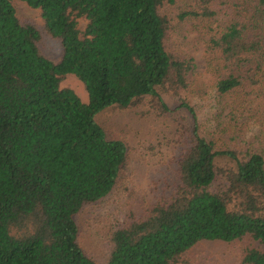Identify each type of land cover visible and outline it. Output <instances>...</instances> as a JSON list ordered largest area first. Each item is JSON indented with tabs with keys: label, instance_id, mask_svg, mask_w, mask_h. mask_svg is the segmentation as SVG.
<instances>
[{
	"label": "trees",
	"instance_id": "16d2710c",
	"mask_svg": "<svg viewBox=\"0 0 264 264\" xmlns=\"http://www.w3.org/2000/svg\"><path fill=\"white\" fill-rule=\"evenodd\" d=\"M21 1L40 10L62 57L44 56L43 32L0 0V264H97L80 245L79 217L117 190L128 149L96 118L145 99L190 119L177 182L118 219L104 264H188L201 243L246 237L264 249V0H187L178 16L207 37L216 102H230L210 127L183 97L194 61L171 45L178 0ZM67 75L87 104L60 87ZM240 264H264V252L246 247Z\"/></svg>",
	"mask_w": 264,
	"mask_h": 264
},
{
	"label": "rangeland",
	"instance_id": "374dc122",
	"mask_svg": "<svg viewBox=\"0 0 264 264\" xmlns=\"http://www.w3.org/2000/svg\"><path fill=\"white\" fill-rule=\"evenodd\" d=\"M12 3L21 22L32 23L43 32L40 10L28 7L21 0H12ZM187 9L188 1L178 0L169 10L176 23L171 45L175 51L194 61L190 89L183 97L194 107L200 122L210 127L217 111L222 109V105L228 107L230 102H216L217 97L212 90L214 76L207 72L205 62L207 37L195 29L190 20L178 21L180 13ZM77 23L82 33L87 22L79 18ZM39 48L53 62L61 60L59 41L48 38L44 32ZM60 87L71 89L81 102L88 103L85 87L75 76L67 75ZM175 105L176 100H173L169 108ZM96 119L109 136L120 138L128 149L126 168L117 190L99 206L86 209L79 217V242L83 251L97 264H104L109 248L108 238L118 221L128 219L130 210L138 214L137 211L168 197L174 190L177 160L185 141L182 135L190 119L185 110L161 113L158 108L150 106L146 99L128 110H107ZM246 247L264 252L257 242L248 237L232 244L204 242L189 252L188 264H240L241 251Z\"/></svg>",
	"mask_w": 264,
	"mask_h": 264
}]
</instances>
